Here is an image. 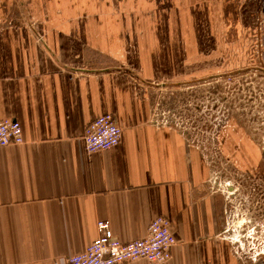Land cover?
<instances>
[{
	"label": "crops",
	"instance_id": "crops-1",
	"mask_svg": "<svg viewBox=\"0 0 264 264\" xmlns=\"http://www.w3.org/2000/svg\"><path fill=\"white\" fill-rule=\"evenodd\" d=\"M157 7L0 0V121H17L23 137L0 148V264H67L94 241L97 222L126 244L158 217L177 243L159 264L263 262V230L244 235L243 223H228L199 150L152 120L139 85L165 64L151 58L148 26L141 45L131 39L138 22L171 16ZM106 113L122 130L120 143L87 155L85 127Z\"/></svg>",
	"mask_w": 264,
	"mask_h": 264
},
{
	"label": "rangeland",
	"instance_id": "rangeland-1",
	"mask_svg": "<svg viewBox=\"0 0 264 264\" xmlns=\"http://www.w3.org/2000/svg\"><path fill=\"white\" fill-rule=\"evenodd\" d=\"M148 1L171 10L138 22L131 39L141 45L148 26L151 58L165 64L139 85L152 120L199 150L225 220L243 223L244 235L264 232L249 225H264V0Z\"/></svg>",
	"mask_w": 264,
	"mask_h": 264
},
{
	"label": "built area",
	"instance_id": "built-area-1",
	"mask_svg": "<svg viewBox=\"0 0 264 264\" xmlns=\"http://www.w3.org/2000/svg\"><path fill=\"white\" fill-rule=\"evenodd\" d=\"M121 136L122 130L115 124L113 116L103 114L85 127L83 134L85 153L92 155L117 147ZM22 143L20 124L11 119L1 120L0 148L18 146ZM96 232V238L84 253L70 257L67 264H127L140 260L154 264L166 263L170 260L171 249L177 244L170 232L169 222L161 217L151 221L142 239L126 244L113 237L107 221L97 222ZM260 264H264V260Z\"/></svg>",
	"mask_w": 264,
	"mask_h": 264
}]
</instances>
